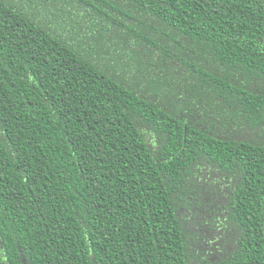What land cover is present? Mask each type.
<instances>
[{"label": "trees", "instance_id": "16d2710c", "mask_svg": "<svg viewBox=\"0 0 264 264\" xmlns=\"http://www.w3.org/2000/svg\"><path fill=\"white\" fill-rule=\"evenodd\" d=\"M0 264H264V0H0Z\"/></svg>", "mask_w": 264, "mask_h": 264}]
</instances>
